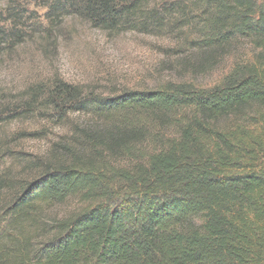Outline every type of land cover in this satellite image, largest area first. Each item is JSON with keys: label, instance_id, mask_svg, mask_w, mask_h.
Masks as SVG:
<instances>
[{"label": "trees", "instance_id": "trees-1", "mask_svg": "<svg viewBox=\"0 0 264 264\" xmlns=\"http://www.w3.org/2000/svg\"><path fill=\"white\" fill-rule=\"evenodd\" d=\"M52 5L103 29L172 35L212 66L242 40L260 61L208 88L104 97L58 78L21 91L17 119L67 130L27 177H0V264H264V0ZM6 9L0 55L22 18L15 0Z\"/></svg>", "mask_w": 264, "mask_h": 264}, {"label": "rangeland", "instance_id": "rangeland-1", "mask_svg": "<svg viewBox=\"0 0 264 264\" xmlns=\"http://www.w3.org/2000/svg\"><path fill=\"white\" fill-rule=\"evenodd\" d=\"M9 0H0L1 24ZM55 0H15L18 38L0 55V177H27L32 163H45L54 141L67 128L40 116L16 118V96L37 83L62 79L86 94L110 97L129 90H152L169 82L198 87L219 84L237 65L260 61L261 49L246 40L225 51L213 64L201 50L164 33L128 26L96 27L71 7L51 11ZM9 25V21L5 22ZM13 24V21H11ZM47 131L28 136V132ZM5 155V156H2ZM64 207L56 211H63Z\"/></svg>", "mask_w": 264, "mask_h": 264}]
</instances>
